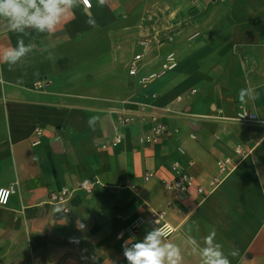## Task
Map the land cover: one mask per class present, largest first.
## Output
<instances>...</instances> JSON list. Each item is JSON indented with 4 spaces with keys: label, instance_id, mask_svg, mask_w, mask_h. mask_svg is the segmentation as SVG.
I'll return each mask as SVG.
<instances>
[{
    "label": "crops",
    "instance_id": "1",
    "mask_svg": "<svg viewBox=\"0 0 264 264\" xmlns=\"http://www.w3.org/2000/svg\"><path fill=\"white\" fill-rule=\"evenodd\" d=\"M18 40L31 51L9 70L5 53ZM144 49L145 70L167 51L177 66L142 89L127 67ZM240 89L258 96L241 103ZM135 101L158 106L167 125L158 142L139 143L148 124L122 126L110 112ZM240 110L256 119L237 120ZM236 144L248 152L204 195L179 199L162 187L178 158L207 188ZM84 180L96 181L91 191L77 188ZM9 184L0 264H128L124 249L154 229L131 236L127 226L150 209H165L175 227L161 243L179 248L178 264H205L213 232L231 264H264V0H90L52 33L12 32L0 19V186ZM61 187L69 218L48 201Z\"/></svg>",
    "mask_w": 264,
    "mask_h": 264
},
{
    "label": "built area",
    "instance_id": "2",
    "mask_svg": "<svg viewBox=\"0 0 264 264\" xmlns=\"http://www.w3.org/2000/svg\"><path fill=\"white\" fill-rule=\"evenodd\" d=\"M83 4H87V0H84ZM146 50L136 52L132 55L129 60L127 72L128 75L135 77V82L140 88L144 89L148 87L150 83L154 80L162 77L167 72L172 71L177 66V58L174 51H167L160 59L159 65L155 69L145 70V65L147 62L144 60L146 55ZM194 92V89L191 90ZM148 96L155 98L156 94L154 92L148 93ZM180 96L176 97V100H180ZM129 102V101H128ZM136 108H112L110 112L114 116L116 122L119 125H128L135 120H140L148 124V132L140 134L138 136V142L141 144L145 143H156L166 134L167 125L162 120L161 115L158 112V106L149 103L147 101H135ZM236 119L241 121H253L255 120V114L240 110L236 114ZM41 129L37 128V133H40ZM192 137V135H191ZM120 136L116 134L113 137V143L119 140ZM176 151L178 154H183L184 151L181 147L177 146ZM248 151L240 144H236L233 148V156L226 155L218 158L216 161V174L209 178L207 181V188L203 187L200 183H197L192 174L188 171L191 166V162L187 164H182V162L175 158L170 164L169 175L160 178V183L164 189L171 192L175 197L179 199H187L189 197V189H193L194 192L202 196L206 193L208 189L213 188L219 181L225 177L237 164V162L247 153ZM155 171H147L143 175L144 180L151 178ZM96 181L94 180H84L77 184V188L91 191L95 186ZM16 192L15 184H9L6 186H0V206H5L11 195ZM70 195V189L67 187H61L58 190L49 191L48 201L50 203L60 204L62 206V211L69 218L70 207L67 205V201ZM166 210L165 209H150L146 216L137 215L131 223L127 226V232L129 235L134 236L138 231V228L142 224H148L154 230L158 228H163L165 231V236L170 235L175 227H173L166 220ZM74 245L78 246L81 251L85 252L86 247L81 245L79 240L73 242ZM90 260V257H88ZM92 264V263H91Z\"/></svg>",
    "mask_w": 264,
    "mask_h": 264
},
{
    "label": "clouds",
    "instance_id": "3",
    "mask_svg": "<svg viewBox=\"0 0 264 264\" xmlns=\"http://www.w3.org/2000/svg\"><path fill=\"white\" fill-rule=\"evenodd\" d=\"M83 4L84 0H0V19L8 21V28L12 32H24L32 28L38 32L55 31L60 24L62 16L68 9ZM105 3L106 0H100ZM90 4V0H87ZM31 51L22 40L17 41V46L5 53V62L11 66ZM257 93L248 95L247 89H240L238 98L241 103L254 100ZM79 227L83 228L81 224ZM215 233H210L206 238L207 246L203 249L206 258L205 264H231L229 259L219 250V245L213 244ZM165 236L163 228L149 232L142 241L134 243L124 249V256L128 264H178L180 259L179 248L172 244L162 245L161 240ZM238 254L235 250L232 255Z\"/></svg>",
    "mask_w": 264,
    "mask_h": 264
}]
</instances>
